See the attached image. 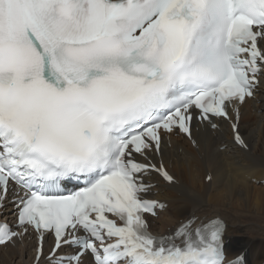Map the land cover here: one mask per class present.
Returning a JSON list of instances; mask_svg holds the SVG:
<instances>
[{
  "label": "snow or ice",
  "instance_id": "snow-or-ice-1",
  "mask_svg": "<svg viewBox=\"0 0 264 264\" xmlns=\"http://www.w3.org/2000/svg\"><path fill=\"white\" fill-rule=\"evenodd\" d=\"M261 84L264 0H0V207L17 217L0 245L31 230L37 264H225L223 221L155 235L165 205L146 197L153 173L174 182L166 138L199 147L194 120L247 147L239 106Z\"/></svg>",
  "mask_w": 264,
  "mask_h": 264
},
{
  "label": "bare ground",
  "instance_id": "bare-ground-1",
  "mask_svg": "<svg viewBox=\"0 0 264 264\" xmlns=\"http://www.w3.org/2000/svg\"><path fill=\"white\" fill-rule=\"evenodd\" d=\"M256 98L255 104L247 99L239 106L238 131L248 149L234 143L227 121H218L216 129L196 122L192 138L199 147L182 136L166 138L158 159H163L170 172L172 169L174 182L156 175L151 179L157 183L151 196L163 199L166 205L158 218H149L153 233L171 232L188 219L198 223L221 216L226 222L228 259L244 252L246 264H264V84ZM15 212L13 205L6 203L0 221ZM51 242H45V254ZM35 248L31 234L0 246V264H33ZM40 264L47 261L42 258ZM85 264H91L90 257L85 258Z\"/></svg>",
  "mask_w": 264,
  "mask_h": 264
},
{
  "label": "rangeland",
  "instance_id": "rangeland-1",
  "mask_svg": "<svg viewBox=\"0 0 264 264\" xmlns=\"http://www.w3.org/2000/svg\"><path fill=\"white\" fill-rule=\"evenodd\" d=\"M251 100H253L254 101V104H255V102L257 101V98L256 99H251ZM253 112H256V109L254 108V110H253ZM173 138H175V137H173ZM176 138H178V137H176ZM170 140V139H169ZM169 142V141H168ZM168 168V167H167ZM171 172H172V169H171ZM264 186V185H263ZM160 200H163V199H161V198H159ZM164 201V200H163ZM221 217V216H220ZM223 218V217H222ZM224 219V218H223ZM6 253H4V255H5Z\"/></svg>",
  "mask_w": 264,
  "mask_h": 264
}]
</instances>
